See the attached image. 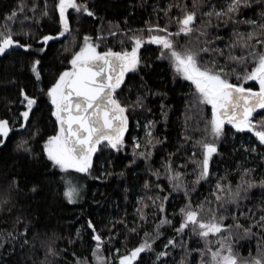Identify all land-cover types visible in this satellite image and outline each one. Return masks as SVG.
<instances>
[{"label":"snow or ice","instance_id":"obj_1","mask_svg":"<svg viewBox=\"0 0 264 264\" xmlns=\"http://www.w3.org/2000/svg\"><path fill=\"white\" fill-rule=\"evenodd\" d=\"M69 10L77 17L83 14L95 16L87 0H56V31L42 34L37 39L31 29L26 28L25 22L38 24L39 20L49 17L47 2L45 0L41 5L39 0H32L29 5L21 0L0 25V57L15 49L32 54L34 58L29 71L37 83L43 80L42 60L37 57L48 49L50 42L62 38L69 41L63 47L69 53L70 67L60 71L54 81L46 88H40L36 95L20 89L22 110L11 120L0 118V145L6 143L17 127L30 130V135L17 143L18 150L31 154V141L37 138L42 141L41 153L51 167L65 174L62 177L65 181L63 195L69 203H76L82 192V185L70 173L92 176L94 157L99 151L123 152L127 147L125 135L129 131L130 110L146 108L145 100L153 94L148 89L130 102H122L117 96L126 76L139 74L144 64L141 49L146 44L158 46L156 58L167 60L174 75L190 82L192 89L184 114L183 144L176 152L167 154L161 168L154 169L150 163L157 145L167 139L153 135L157 121L145 122L143 138L130 137L132 158L129 165L142 159L145 171L150 174L142 185L144 194L138 196L134 204L132 227L129 228L126 219L121 218L112 222L105 236L88 220L94 242L90 249L91 260L72 253L75 257L73 264H112L110 257L104 254L105 246L112 245L118 235L112 229L120 224L127 232L139 234L140 227L149 223V215L155 218L153 232H144L136 247L125 253H121L120 248L109 249L116 254L118 264H136L141 254L154 252L153 244L166 227H172L174 235L166 238L163 250L154 253L159 264H169L167 258L177 249L181 250L180 259L173 258L170 264H264V199L252 208L242 206V201L248 199L254 188L264 192V176L257 179L254 169L240 165L238 182L233 184L228 173L221 176L212 167L213 157L219 152L218 143L225 136L226 124L236 133L247 131L254 134L264 147V0H190V3L189 0H168L163 8L158 5L153 8L156 22L146 21L145 28L121 29L119 24H113L106 33L83 35L78 44V30L73 27ZM161 13L163 24L159 22ZM14 25L18 30H13ZM17 36L25 39L22 42ZM108 38H113L120 50L109 47ZM32 40L38 47L34 48ZM101 44H104L103 51L99 50ZM249 82L258 87L249 85ZM41 96L50 102V114L56 125L54 134L46 138L34 123ZM204 106H211V116L203 120V128L199 127L200 119L195 121L193 131H198L200 137L194 139L188 134L194 119L190 110L194 109L195 115L202 118ZM161 116L165 120L168 116L163 104ZM182 148L190 154L183 162H177L174 158ZM250 151H257L255 145ZM189 164L192 165L191 173L187 171ZM111 174L105 172L102 175ZM188 175L193 177L190 181L185 179ZM162 176L167 180V188L159 182ZM213 178L214 183H211ZM201 182L211 183V189L207 196L194 204L192 193ZM20 191L19 181L12 177L7 188L0 192V214H12L16 207L15 197ZM31 191L35 192L36 186ZM149 192L152 194L148 195ZM162 192L166 194L161 195ZM173 193L184 197L183 206L178 210L177 227H173L166 210ZM146 209L153 211L149 213ZM4 223L7 224V220ZM29 230L30 224L25 218L16 215L11 230L7 227L0 229V250L10 248L14 252L15 244L19 243L21 247L29 244ZM76 235L80 236L79 230ZM193 238L203 246H190L189 241ZM57 239L59 237L53 234L41 242L43 259L33 261V264H54L55 258L66 251L55 246ZM241 239L255 240V254L251 249L247 256L238 251Z\"/></svg>","mask_w":264,"mask_h":264},{"label":"trees","instance_id":"obj_2","mask_svg":"<svg viewBox=\"0 0 264 264\" xmlns=\"http://www.w3.org/2000/svg\"><path fill=\"white\" fill-rule=\"evenodd\" d=\"M21 0H0V25L5 23V17L13 9H16ZM31 4L32 0H25ZM50 16L39 20L38 24L25 22L26 28H30L34 36L38 39L40 35L54 33L57 28V12L54 11L56 0H46ZM168 0H87L88 7L95 13L94 17L86 14L75 16L72 10H69L70 18L73 21V27L77 29V44L83 35L96 36L101 31L107 32L113 24H119L121 29H142L146 27V21L156 22V14L153 8L157 5L163 8ZM43 5L45 0H39ZM190 3V0H189ZM31 14V13H29ZM173 15L176 10L173 9ZM39 16V13H37ZM160 23L163 24V14H160ZM16 31L17 26H13ZM22 42L25 39L17 36ZM34 48L38 47L35 40L31 41ZM109 47L114 50H120L119 45L113 38L106 41ZM69 44L66 38L56 42H50L48 49L39 55L43 66V80L37 83L29 71V64L34 56L22 49H15L11 54L0 57V118H15V114L22 110L19 104L20 89L36 95L40 88H46L54 81L58 73L67 67L69 53L64 51L63 45ZM70 46V45H69ZM127 46V45H126ZM78 50V49H77ZM100 50H104V44H101ZM158 46L146 44L141 49V57L144 64L141 65L139 74L129 73L125 78V83L121 89L117 90V96L122 102H130L136 99L138 94H143L148 89L151 90L145 100L146 108H137L129 112V131L125 135L127 147L123 152H111L102 149L94 157L92 176H82L81 173H73L72 177L85 180L83 194L76 203H69L63 195L65 176L59 169L51 167L45 156L41 153L42 141L34 139L31 141L32 153H25L16 148L21 139H26L30 135L29 129H20L19 127L10 134L4 145H0V192L7 188L8 182L15 177L20 184V193L15 197L16 207L11 215L0 214V229L7 227L11 230L12 220L16 215H21L30 224L28 234L29 244L20 246L15 244V251L0 250V264H33V261L43 259V249L41 242L48 240L55 234L59 239L56 240L58 249H66L61 256L55 258L54 264H73L75 257H87L91 260L90 249L94 246L91 240L92 232L88 228V220H91L97 231L105 236L108 235V229L112 222L125 218L128 227H132L134 218V204L138 196L143 195L142 185L145 179L150 178V174L145 171V163L142 159H137L136 164L129 165L132 158L131 136L143 138L145 129L143 125L147 120L157 121L153 135L164 139V143L157 145L155 153L150 163L154 169L161 168L162 160L169 152H176L177 147L183 144L185 135L184 114L186 105L191 99L192 89L190 82L183 81L174 75L167 60H158ZM147 65V67L145 66ZM142 78V79H141ZM147 86L146 88L144 86ZM249 85L256 87L253 82ZM161 93L165 95H156ZM39 110L36 111L34 123L42 131L46 138L54 134L56 125L55 118L51 116L50 102L46 97H40ZM161 104L166 106L168 112L167 119L161 116ZM147 109H151L149 112ZM190 113L194 119L188 129V134L194 139H199L200 133L193 131L196 127L195 121L201 120L200 128H203V120L211 116V106H204L203 116L195 115V110ZM139 122V126H137ZM255 145L257 151L251 152V147ZM185 148L188 146L185 145ZM219 152L214 155L212 167L213 171L219 175L228 173V179L233 184L238 182V167L254 169L255 178L264 176V147H261L254 134L250 132L236 133L230 125H225V136L218 143ZM186 153L182 148L177 152L174 159L177 162H183ZM199 156V153H197ZM192 165L189 164L187 171L191 173ZM163 171V169H161ZM183 171V169H182ZM105 172L112 173L104 177ZM123 172V175L120 173ZM100 176V179L94 177ZM193 177L188 175L185 179L191 180ZM154 179V177L152 178ZM165 188L168 183L165 177L159 181ZM214 183V178L211 181ZM211 183L201 182L196 191L192 193V200H202L208 195L211 189ZM36 186V191H31ZM152 193L149 192L148 195ZM166 194L162 192L161 195ZM264 199V192L259 188H254L248 195V199L242 201V206L252 208ZM184 197L181 194L173 193L166 205L168 218L172 219L173 227L178 226L180 219L178 215L179 207H182ZM151 213L152 209H146ZM125 213H127L125 217ZM175 214V215H174ZM7 220V224L4 221ZM155 218L149 215V223L139 229V234L129 233L127 229L117 224L113 232L118 233L113 240L112 245H106L104 254L110 257L112 264H118L116 254L110 252V248H120L121 253H125L138 245L144 232H153ZM230 222V221H229ZM77 230L80 236L77 237ZM163 235L156 239L153 244L154 252L141 254L136 264H159L156 260L155 252L162 249L166 238L174 235L172 227H166L161 230ZM127 236V239H125ZM72 241L69 243V241ZM192 247H202L196 243L193 238L189 241ZM7 248L8 246L5 245ZM238 251L247 256L249 249L255 254V240L241 239L237 245ZM181 250L172 252V256L167 258L169 264L171 259L179 260Z\"/></svg>","mask_w":264,"mask_h":264},{"label":"rangeland","instance_id":"obj_3","mask_svg":"<svg viewBox=\"0 0 264 264\" xmlns=\"http://www.w3.org/2000/svg\"><path fill=\"white\" fill-rule=\"evenodd\" d=\"M73 173H75L74 171H72L71 173H70V175H71V177H72V174ZM82 176H84L85 177V174H82ZM75 181H77L80 185H83V184H85V180H83L82 178H74V177H72ZM85 190V187L84 186H82V192H81V196H82V194H83V191ZM80 200V199H79ZM78 200V201H79Z\"/></svg>","mask_w":264,"mask_h":264},{"label":"flooded vegetation","instance_id":"obj_4","mask_svg":"<svg viewBox=\"0 0 264 264\" xmlns=\"http://www.w3.org/2000/svg\"><path fill=\"white\" fill-rule=\"evenodd\" d=\"M100 50V49H99ZM256 87H258L257 85H256Z\"/></svg>","mask_w":264,"mask_h":264}]
</instances>
